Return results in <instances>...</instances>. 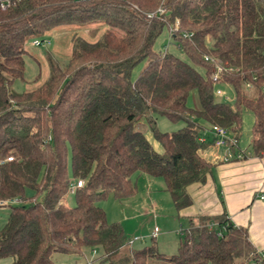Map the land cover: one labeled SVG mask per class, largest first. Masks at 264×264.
<instances>
[{
  "label": "trees",
  "instance_id": "trees-1",
  "mask_svg": "<svg viewBox=\"0 0 264 264\" xmlns=\"http://www.w3.org/2000/svg\"><path fill=\"white\" fill-rule=\"evenodd\" d=\"M160 8L166 13L156 14ZM99 25L120 34L91 42L79 33ZM165 28L191 63L155 51ZM62 33H72L66 65L50 55L47 81L12 91L24 77L25 46ZM206 57L227 68L219 85L233 89L232 101L216 100ZM194 90L200 110L188 106ZM244 110L255 118L252 155L264 158V0H0V204L9 205L0 261L56 264L54 254L100 250V264H264L248 231L226 215L190 219L174 256L161 254L155 240L122 255L129 243L124 228L110 224L98 205L110 194L132 199L133 177L147 175L164 181L178 213L191 207L187 188L204 184L212 171L201 155L213 143L202 122L240 140ZM159 117L185 125L161 133ZM71 172L84 181L72 207ZM26 190L34 196L26 198Z\"/></svg>",
  "mask_w": 264,
  "mask_h": 264
},
{
  "label": "rangeland",
  "instance_id": "rangeland-1",
  "mask_svg": "<svg viewBox=\"0 0 264 264\" xmlns=\"http://www.w3.org/2000/svg\"><path fill=\"white\" fill-rule=\"evenodd\" d=\"M82 30L83 31L79 32L81 33L80 35L84 36L91 42L96 41L100 35L109 31H115L120 34L119 31L106 25H99L97 28ZM54 38L51 37L46 39L52 43L49 48L44 46L35 47L33 42H30L25 46L28 55H25L24 57V77L22 80L14 82L11 89L12 91L23 93L25 91L33 90L47 81L50 76V55L62 65H66L71 45L63 44ZM166 49L168 52L176 55L182 60L191 63L190 59L178 49V42L171 39L170 30L168 28H165L163 34L155 44V51L158 53L165 52ZM146 66L147 63L144 62L134 70L132 76L133 81L139 77L140 73ZM200 72L205 75L203 70H200ZM38 79L40 80L37 81ZM217 89H221L225 94L223 97H216L217 101H227L226 97L231 98V100L234 99V91L230 86L217 85ZM248 89L249 95L253 96V89ZM188 106L195 110L200 108L199 97L196 90L190 93ZM254 121L255 118L253 112L244 110L243 128L240 139L242 146H244L246 151L250 154H253L252 141ZM157 123L158 129L161 133L176 132L179 129H182L185 125L181 122L173 123L163 117H159ZM140 127L142 128V126ZM141 130L146 133L154 148L157 151H161V146L153 139L149 128L143 126ZM71 180L74 185H77V182L73 179L72 172ZM133 181H136L138 189L137 195L133 199L118 201L113 194H110L106 200L98 203V205L105 211L110 224H119L124 228L129 243L122 249V255L128 254L131 250L139 251L145 247L152 246L156 229L159 230L158 238L155 242L158 251L161 254H165L167 257L176 255L181 241V234L186 232L189 228V219L182 217L177 212L170 194L163 192L164 190H160V187L162 188L165 186L162 179H153L145 175H135ZM33 196L34 192L32 190L25 191L26 198L30 199ZM67 199L72 206L76 205L75 195L69 194ZM13 203H16V201H13ZM18 204L21 203L18 202ZM0 206L1 231L7 220L9 205L3 206L0 204ZM131 242H134L133 247L130 245ZM101 256L102 252L100 250H88L84 256L54 254L53 260L56 264H100L99 259ZM10 262L11 260H1L0 264H10ZM150 264L168 263L163 260H154L151 261Z\"/></svg>",
  "mask_w": 264,
  "mask_h": 264
},
{
  "label": "crops",
  "instance_id": "crops-1",
  "mask_svg": "<svg viewBox=\"0 0 264 264\" xmlns=\"http://www.w3.org/2000/svg\"><path fill=\"white\" fill-rule=\"evenodd\" d=\"M53 38L69 45L72 33L53 36ZM201 125L207 131L210 129V126L203 122ZM240 146L245 149L241 139ZM201 155L212 165V171L204 184H193L187 188L194 203L179 214L189 220L202 216L219 218L226 215L236 227L246 229L254 248L258 252H263L264 201L261 197L264 195V158H256L250 154L244 161L225 163L222 159L223 152L214 149L212 144L208 145ZM160 190L166 192V186L160 187ZM66 204L72 207L68 199ZM158 234L159 230L157 234L154 233L155 242ZM130 245L133 247L134 242Z\"/></svg>",
  "mask_w": 264,
  "mask_h": 264
},
{
  "label": "built area",
  "instance_id": "built-area-1",
  "mask_svg": "<svg viewBox=\"0 0 264 264\" xmlns=\"http://www.w3.org/2000/svg\"><path fill=\"white\" fill-rule=\"evenodd\" d=\"M3 8V7H2ZM166 13V10L164 8H160L156 14L163 15ZM155 14H151L149 17H153ZM179 23L177 22L174 28L171 29L172 32H176L179 30ZM185 37H188V35H184ZM33 45L36 47L41 46H49V41H41V40H35L33 42ZM207 62H209L213 67V74H212V81L219 85L221 83L222 75L227 71V68L223 64V62L219 59L213 58V57H206L205 59ZM253 89L250 85L247 86V89ZM249 90V89H248ZM216 97H223L225 96L224 92L221 89H216L215 91ZM227 101H232L231 98L226 97ZM209 133L212 136V146L214 149L218 151L223 152V162L225 163H231V162H237V161H244L247 158H249L250 153L246 152L242 149L240 146V140H236L234 138V135L227 129L219 126H212L208 130ZM201 142H205V138L200 139ZM7 161H11V159H7ZM84 186V181H78L77 185L71 186V193L74 194L75 191L78 188H82ZM261 200L264 201V195L261 197ZM2 205V204H1ZM155 233H158V229L155 230ZM133 242H131L132 244ZM259 255L264 259V251L258 252ZM251 264H258V263H251Z\"/></svg>",
  "mask_w": 264,
  "mask_h": 264
}]
</instances>
